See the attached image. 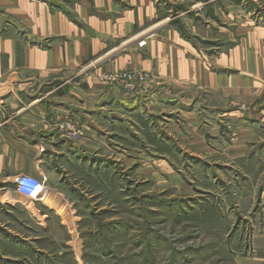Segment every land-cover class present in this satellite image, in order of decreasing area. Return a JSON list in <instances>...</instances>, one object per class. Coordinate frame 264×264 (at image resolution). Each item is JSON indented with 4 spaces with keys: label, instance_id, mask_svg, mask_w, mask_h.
Wrapping results in <instances>:
<instances>
[{
    "label": "rangeland",
    "instance_id": "1",
    "mask_svg": "<svg viewBox=\"0 0 264 264\" xmlns=\"http://www.w3.org/2000/svg\"><path fill=\"white\" fill-rule=\"evenodd\" d=\"M237 1L150 0L199 48L228 40L221 32L233 38L243 14L264 20V0ZM84 70L89 107L94 88L131 96L155 82L132 69ZM44 100V122L56 132H36L37 172L20 170L18 145L9 144L4 159L0 147V264H264V121L242 132L226 122L206 127L199 114L195 126L168 108L165 122L133 119L145 130L128 132L132 122L74 112L72 98L68 108L57 93ZM22 183L41 193L29 195Z\"/></svg>",
    "mask_w": 264,
    "mask_h": 264
},
{
    "label": "crops",
    "instance_id": "2",
    "mask_svg": "<svg viewBox=\"0 0 264 264\" xmlns=\"http://www.w3.org/2000/svg\"><path fill=\"white\" fill-rule=\"evenodd\" d=\"M229 33L221 32L228 40H210L209 47L199 48L178 26L157 16L150 0H74L70 6L0 0L2 158L14 143L21 149L16 154L24 164L20 170L37 172L41 161L35 157L36 132H56L44 122L48 105L41 100L55 93L65 100L62 108L70 107L66 99L77 102L74 112L82 116L132 122L128 132L145 130V125L134 129L133 119L165 122L168 108L180 113L178 122L186 117L196 126L201 114L208 120L206 127L226 122L248 132L249 122L264 121V20L243 14L234 23L233 38ZM90 64L103 71L147 72L155 82L150 91L131 96L94 88L96 99L89 107L78 76ZM246 100H253L248 107ZM90 127L91 132H103L100 126ZM152 128L156 132L160 126ZM7 181L17 183H2Z\"/></svg>",
    "mask_w": 264,
    "mask_h": 264
},
{
    "label": "built area",
    "instance_id": "3",
    "mask_svg": "<svg viewBox=\"0 0 264 264\" xmlns=\"http://www.w3.org/2000/svg\"><path fill=\"white\" fill-rule=\"evenodd\" d=\"M143 45V44H142ZM23 187H22V191L24 192H28L29 195H35L36 193H38V191H35L34 188H37V186H34L35 184H28V183H22ZM34 186V188H33ZM24 187H32L33 188V191L30 190V188H24ZM21 188V187H20ZM35 191V192H34Z\"/></svg>",
    "mask_w": 264,
    "mask_h": 264
},
{
    "label": "trees",
    "instance_id": "4",
    "mask_svg": "<svg viewBox=\"0 0 264 264\" xmlns=\"http://www.w3.org/2000/svg\"><path fill=\"white\" fill-rule=\"evenodd\" d=\"M239 1H240V0H238L237 3H238ZM210 16H211L212 18H215V17L212 16V15H210ZM177 26L179 27L181 34H183V36L187 37L186 34H185V32H184V30H183V28H181V25H180V24H177Z\"/></svg>",
    "mask_w": 264,
    "mask_h": 264
},
{
    "label": "bare ground",
    "instance_id": "5",
    "mask_svg": "<svg viewBox=\"0 0 264 264\" xmlns=\"http://www.w3.org/2000/svg\"><path fill=\"white\" fill-rule=\"evenodd\" d=\"M45 192H46V191H45ZM38 193H41V192L39 191ZM38 193H36V194H38ZM36 194H35V195H36ZM43 195H45V193H43ZM45 196H46V195H45ZM46 197H47V196H46ZM44 199H45V200H48V201H49V200L54 201L53 199H48V198H44ZM54 202H55V201H54ZM60 215H62V211H61ZM63 218H64V217H63ZM64 221H65V220H64Z\"/></svg>",
    "mask_w": 264,
    "mask_h": 264
}]
</instances>
